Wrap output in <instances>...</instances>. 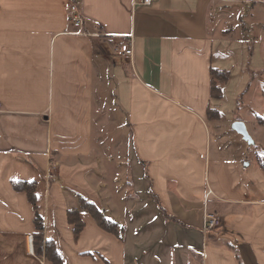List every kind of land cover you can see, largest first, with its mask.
<instances>
[{"label":"crops","instance_id":"1","mask_svg":"<svg viewBox=\"0 0 264 264\" xmlns=\"http://www.w3.org/2000/svg\"><path fill=\"white\" fill-rule=\"evenodd\" d=\"M142 2L0 0V264H52L15 181H36L65 264H264V0ZM132 34L134 57L116 55ZM212 68L231 73L223 99Z\"/></svg>","mask_w":264,"mask_h":264},{"label":"trees","instance_id":"2","mask_svg":"<svg viewBox=\"0 0 264 264\" xmlns=\"http://www.w3.org/2000/svg\"><path fill=\"white\" fill-rule=\"evenodd\" d=\"M211 95L216 99L224 98L223 85L228 82L231 77L229 70H223L218 68L211 69ZM264 97V90L262 92ZM219 111L215 108H209V114L211 117L218 115ZM260 123L264 124V115L259 117ZM261 159L264 156H260ZM14 187L16 190L25 191L28 194L30 202L35 209V224L36 231L34 232V249L37 255H45L47 260L52 264H65L60 251L56 244L52 241L46 240L44 236L45 221L44 216L40 211L39 196L37 192L36 181H15ZM83 205L94 215L98 223L106 229H114L118 223L108 218L95 204L83 201ZM81 210L79 208H72L69 210V221L74 226L75 235L78 237L83 230L84 222L81 217Z\"/></svg>","mask_w":264,"mask_h":264},{"label":"built area","instance_id":"3","mask_svg":"<svg viewBox=\"0 0 264 264\" xmlns=\"http://www.w3.org/2000/svg\"><path fill=\"white\" fill-rule=\"evenodd\" d=\"M156 1L158 0H143L142 3L146 6H150ZM237 1L244 3H252L255 0H237ZM68 14L71 22L79 29L78 33L85 34V31L83 30L84 18L80 11L79 4L77 2H72L70 4L68 9ZM115 53L120 57L132 59L134 57V35L132 34L127 36L126 41L122 42L115 48ZM213 192L214 190L212 188H209L207 191V196H209ZM221 224H222V219L218 214L206 210L204 217V229L206 232L219 228ZM29 241L32 243V236L29 237Z\"/></svg>","mask_w":264,"mask_h":264},{"label":"water","instance_id":"4","mask_svg":"<svg viewBox=\"0 0 264 264\" xmlns=\"http://www.w3.org/2000/svg\"><path fill=\"white\" fill-rule=\"evenodd\" d=\"M233 128L239 132L240 134L243 135L244 139L246 141H248L249 143H254V140H253V137L251 136L245 122L241 121V120H238L236 122H234L233 124Z\"/></svg>","mask_w":264,"mask_h":264},{"label":"rangeland","instance_id":"5","mask_svg":"<svg viewBox=\"0 0 264 264\" xmlns=\"http://www.w3.org/2000/svg\"><path fill=\"white\" fill-rule=\"evenodd\" d=\"M259 86H260V84H259ZM261 86H264V85L261 83ZM253 94H254L255 96H259V95H260L259 87H258L257 89H255V92H254ZM252 108L255 110L254 106H252ZM233 115H234L235 119H238L240 115L243 116L244 114H240L239 112H236V113H233ZM237 121H238V120H237ZM250 146H251V145H250ZM250 150H251L252 152H254V151L256 150L255 145H252ZM259 150H260L261 152L264 153V151L261 150L260 148H259Z\"/></svg>","mask_w":264,"mask_h":264},{"label":"bare ground","instance_id":"6","mask_svg":"<svg viewBox=\"0 0 264 264\" xmlns=\"http://www.w3.org/2000/svg\"><path fill=\"white\" fill-rule=\"evenodd\" d=\"M31 246V245H30Z\"/></svg>","mask_w":264,"mask_h":264}]
</instances>
